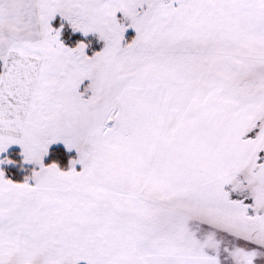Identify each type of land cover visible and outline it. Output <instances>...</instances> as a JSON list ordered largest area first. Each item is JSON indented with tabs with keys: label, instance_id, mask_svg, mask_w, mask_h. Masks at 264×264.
Instances as JSON below:
<instances>
[{
	"label": "snow or ice",
	"instance_id": "snow-or-ice-1",
	"mask_svg": "<svg viewBox=\"0 0 264 264\" xmlns=\"http://www.w3.org/2000/svg\"><path fill=\"white\" fill-rule=\"evenodd\" d=\"M0 264H264V0H0Z\"/></svg>",
	"mask_w": 264,
	"mask_h": 264
}]
</instances>
